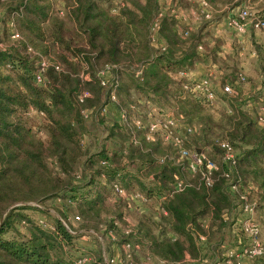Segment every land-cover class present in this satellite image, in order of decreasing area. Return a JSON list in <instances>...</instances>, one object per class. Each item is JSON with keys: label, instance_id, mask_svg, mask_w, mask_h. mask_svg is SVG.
Segmentation results:
<instances>
[{"label": "trees", "instance_id": "trees-1", "mask_svg": "<svg viewBox=\"0 0 264 264\" xmlns=\"http://www.w3.org/2000/svg\"><path fill=\"white\" fill-rule=\"evenodd\" d=\"M116 1H68L69 9L59 16L50 0H0L4 6L0 41L8 37L9 22L21 37L12 47L0 48V264H75L77 239L99 224L92 225L87 219L108 212L112 207L108 199H114L116 206L125 203L126 198L114 196L113 182L126 193L136 190L148 199L158 197L160 210L165 212L158 215L167 225L166 232L172 234L164 236L165 228L159 223L158 234L154 235V226L147 218L126 221L122 218L123 206L118 208L113 211L115 219L124 225L134 222L133 229L122 233L116 242L123 263L131 261L136 249L132 244L157 261L180 264L196 259L194 238L214 224L223 228L221 213L234 206L223 187L224 169L217 162L221 150L216 142L222 139L233 147L241 146L232 182L254 185L256 190L249 191L247 198L254 200L256 213L264 214V127L234 105L243 93L234 88L231 98H224L229 109L220 120H225V128L223 135L213 138L214 132L204 122L200 127L190 125L201 122L209 106L184 88L188 83L184 77H174L206 58L213 65L220 62L215 46L201 37L202 25L182 35V28L172 17H158L156 33L163 43V49H158L148 40L157 0H120L121 5ZM177 1L185 0H173V4ZM206 1L214 7L219 4L231 8L245 0ZM114 8L116 12H112ZM27 47L35 53L27 52ZM40 56L57 62L58 69L46 66L37 83L33 74ZM104 64L114 65V106L124 112L126 123L112 120L106 127L108 138L116 141L112 150L103 143L90 150L86 123L106 121L99 111L109 100V90L96 76ZM235 74L229 75L236 78ZM84 92L79 101L78 96ZM222 97L216 95L214 103L223 101ZM149 106L164 108L196 128L186 135L183 145L200 149L218 164L209 187L196 177L189 178L175 162H157L164 145L158 136L146 138ZM89 109L95 115L87 121L81 112ZM134 117L139 124L132 122ZM36 118L43 119L45 130L39 127L44 139L36 137L30 126ZM164 147L174 155L169 145ZM48 158L54 162H47ZM75 168L81 175L74 173ZM174 177L188 178L193 185L171 192L169 184ZM46 199L74 208L82 231L67 226L69 214L59 204L53 206L57 210L52 209L56 216L39 206ZM32 210L53 217L50 222L44 218L40 221V217L27 213ZM203 220H207L206 226ZM257 221L264 241V217ZM97 243L95 253L84 251L92 256L87 264H104V255L110 256L111 243ZM126 243L131 244L128 259L124 257Z\"/></svg>", "mask_w": 264, "mask_h": 264}, {"label": "built area", "instance_id": "built-area-1", "mask_svg": "<svg viewBox=\"0 0 264 264\" xmlns=\"http://www.w3.org/2000/svg\"><path fill=\"white\" fill-rule=\"evenodd\" d=\"M51 1H55L54 10L59 16H62L65 11L69 9V5H64V0ZM69 1L73 3L74 0ZM116 2H119V5H121L120 0H117ZM193 3L194 7L189 9L186 14L182 13L178 7L176 10L170 8L166 13H164V10L161 7H157L156 16L148 28L149 43L155 48L163 49V43L158 37L156 30L157 18L164 14L172 17L176 21L177 25L182 28V35H185L187 29L192 28L200 21L211 20L212 8L206 0H193ZM233 9L232 12H228L223 17L222 24L225 29L231 31L235 35L237 40H240V37L245 34L246 28L249 25L247 24L248 22H246L249 12L245 6H236ZM250 23L254 30L259 31L264 35V19L254 18ZM8 39L14 43L21 39L12 22L8 23ZM2 47L4 46L0 43V48ZM26 51L31 54L35 53L30 47H27ZM48 65H52L55 69H58L57 62H49L45 57L40 56V59L38 60V70L33 74L34 82L38 83L41 81L42 72ZM113 68L114 65L104 64L96 73L100 85L107 87L109 90V100L101 107L99 111L100 114L107 113L108 104L115 105L114 103L116 102L113 91L116 83ZM213 71L214 69L212 67H207L204 73L196 77L188 78V72L184 71H178L176 75L185 77L186 80L188 79V83L184 85V88L192 95L199 97L205 105L211 106L214 104L216 98L215 84L212 78H210L211 74L213 77ZM213 79L216 78L213 77ZM262 79V87L264 88V76ZM244 80V74L238 73L235 81H225L220 85L219 91L221 94H231L234 90V85H238ZM83 95H85V92L78 96L79 101H81ZM81 113L83 119L87 121L91 120L95 115V112L91 109L82 110ZM115 113L117 118L116 121L125 124L126 116L124 112L115 109ZM145 120L147 123L146 138L152 139V137L158 136L163 145H169L175 151L174 155L168 153L158 157L157 162H163L164 160L175 162L186 172L189 178L196 177L202 185L209 187L213 181L214 173L217 170L218 164L207 157L201 150L197 152L196 149L187 148L183 145L186 135L190 132H194L196 128L182 123L180 117L174 116L168 110L155 106H149V112L147 113ZM132 122L135 125L139 124L138 117H134ZM256 123H264L263 105L259 108L258 113L256 114ZM216 145L221 150L218 162L224 169V173H222L225 178L223 187L234 202V206L231 209L228 211L225 210L221 213L222 220L230 224L232 228L231 233L234 237L233 244L223 250L221 264H242V260H264V241L262 239L260 226L254 216L256 211L254 209L255 202L254 200L247 198L249 191H255L256 187L250 182L246 183L244 186L240 185V183L232 182V176L236 174L235 162L238 158V151L233 147L232 143L224 139L216 142ZM192 185L193 183L188 181V178L181 179L174 177L169 184V188L171 192H180L185 186ZM111 188L115 197L121 196L130 200L133 203V206H135V209H138L142 202L148 200V198H145L136 190L126 193L117 182H113ZM161 212L165 214L162 209ZM74 220H79V218L75 216ZM40 221L43 220L40 219ZM128 231V229H122L121 234H127ZM196 239L202 241L204 237L202 235H197ZM130 246V243L124 245L125 259L130 258ZM132 246L137 248V244H132ZM91 259L92 256L81 250L75 254L74 263L87 264ZM103 261L104 264H122L123 258L120 256L119 261H116L112 256L107 257L104 255ZM148 264L171 263L163 261L153 263L151 261V263Z\"/></svg>", "mask_w": 264, "mask_h": 264}, {"label": "rangeland", "instance_id": "rangeland-1", "mask_svg": "<svg viewBox=\"0 0 264 264\" xmlns=\"http://www.w3.org/2000/svg\"><path fill=\"white\" fill-rule=\"evenodd\" d=\"M64 1H65L64 5H67V2L69 0H64ZM98 1L102 2V0H98ZM51 2L54 5L55 1H51ZM102 3L105 4V1ZM2 5L3 4H0V17L4 8V6ZM236 6H245L247 7V10L249 12L246 18V22H248L247 24L249 25L246 28L245 34L240 37L241 39L239 41H237L235 35L231 31L225 29L222 24L223 17L228 12L230 11L232 12L234 10L233 8ZM236 6L231 8H229L230 6L228 7L227 5H219V4L216 5L215 7L211 6L212 8L211 20L200 21L199 24L194 25L192 29L196 28L198 25H202L201 37L203 38L204 42H206L209 46H215L214 49L217 54L216 56H218L220 62L218 64L216 63V65H214L215 68H213L214 69L213 77H215L216 79H213L212 74L210 75V78H212L215 84L214 87L217 97L219 99L222 97V94L219 91L220 85H222L225 81L227 82V81L236 80V78L230 77L231 75L229 74H232L233 72H236L237 74L238 71H241L245 76V80L243 81L242 84L234 85V88L235 90H238L239 92L243 93L242 99L240 101L234 100L233 102L236 108L240 109L241 112H243L244 114H248V116H251L253 119H255L259 108L262 105L264 106V88L262 87V80H263L262 78L264 76V63H262L264 59V35H261L259 31L254 30V28L251 26L250 21H252L254 18L264 19V0H248V1L245 0ZM157 7H161L164 10V13H166L170 8L176 10V8L178 7L180 8L182 13L186 14L189 11V9L194 7V3L193 0H185L182 2L177 1L174 4H173V0H157ZM111 10H113L112 12H116L115 8ZM0 31H1V23H0ZM0 42L4 46L1 49L10 48L13 46V44H15L14 42L9 41L6 35ZM252 51H254L253 55H251ZM223 60L225 62L224 64L221 63V61ZM259 62H261V64ZM205 71H206V67L204 68L202 73H204ZM218 71H220L221 73H219ZM202 73H200L199 75H201ZM174 77L178 78L180 76L174 75ZM186 81H188V79ZM224 95L225 96L222 97L223 101L217 100L214 104L204 109L205 115H202V119L200 120L201 122L198 123L190 122V125L200 127L203 125L202 122H204V126H210L212 131L214 132V134H212L213 138L223 135L222 131L225 128L224 126L225 120L221 121L220 118H222L221 114L223 112L225 114L228 113V109H229L224 98L226 97L231 98L230 94H224ZM28 116L29 117L33 116V114H28ZM107 119L109 123L104 121V119L100 121L93 119L91 120L90 123H86L85 125L86 133L91 138L90 150H92L93 148L96 149L95 147L102 143L104 144L105 148L108 150L110 149L112 150L116 146V141L114 142L113 139L108 138L107 129H106L108 124H111L113 120V116L109 114L107 115ZM42 121L43 119L36 118V120L31 122L30 125L35 133V136L39 137L40 139H44L45 137V134L40 130L41 128L44 129V127L41 126ZM256 125L262 128L264 127V123L263 124L256 123ZM164 146L161 147L162 155L170 153L169 152L170 149L168 150V148ZM234 148L238 151V153L242 149L240 145H234ZM47 162H54L53 158H48ZM80 162L82 161L80 160ZM77 169L78 168H75V171ZM75 171L74 173H77L78 175H81L82 173L78 170L77 172ZM74 176L77 175L75 174ZM157 198L158 197L153 196L149 198L147 201L142 202L141 206L138 209L137 208L135 209V206H133V203L130 200L126 199L125 203L121 202L119 203L118 206H116V204L118 203L114 201V199H108L107 202L112 206L108 209V212L111 213L108 214V212H104L105 211L104 210L96 219H87L88 220L87 222L92 225H94L96 222H98L99 224L97 227H95V229L92 228L94 231L91 228H89L88 230L89 233H86L82 237H79L77 239L76 241L78 246L77 249L79 251L82 250L83 252L92 251V253L93 252L95 253V251L98 250L97 240L101 242V244L102 243L105 244L107 242V243H111V245L114 244L115 246H117L116 242L119 241L120 237H122L121 230L128 229L131 231L134 226L133 225L134 222L132 221L124 225L118 219H115L113 211L117 210L122 206L125 210L124 211L125 214L122 217L124 220L129 221L130 218H132L133 220H137V218H143V219L147 218L149 222H152L151 225L154 226L153 228L154 235L158 234L159 231L158 224L160 223L162 224L163 228H165L164 236H168V235L171 236L172 234L170 232L168 231L166 232L167 230L166 223H164L162 218L158 215L162 212L159 207L160 200ZM31 204H35V203H31ZM58 204L63 209L67 210V213L69 214L66 217L67 226L70 227L71 229L74 230L76 229L78 230V232H81L82 223L78 220H74V217L76 216L75 215L76 211L74 210V208L64 206L60 203V201L56 199L54 200L46 199L41 204H39V206H43L45 208L50 209L49 212L53 216H56V214L52 212V209H54L53 206L57 207L56 205ZM27 213L30 214L31 217H40L42 220L46 219L47 222H50L51 218L53 217L50 215H44L41 212L34 210L28 211ZM42 215L44 216L42 217ZM254 216L256 220L258 219L261 222V218L264 217V214L263 213L260 214V212L257 213L255 212ZM205 221L207 220H203L202 223H204V225L206 226ZM223 228H217V226L214 224L212 226H209V228H207L205 234L201 233V235H204L205 239L208 241L209 244V251L207 249V252L205 253L206 256L211 258L212 255L214 254L213 252L216 253L218 252V249L221 248V246L219 247V245L223 244V246H225L226 244H231L229 234H227V231L224 230ZM133 238H134L133 236L130 237V240H132ZM73 253L74 251H72V255ZM132 255L133 256L131 257V261L127 263H123L122 261V264H148L151 263V261L153 263L158 262L157 260L154 259V257L146 253L144 250H140L139 246L135 250H133ZM256 264H263V262L258 261Z\"/></svg>", "mask_w": 264, "mask_h": 264}, {"label": "crops", "instance_id": "crops-1", "mask_svg": "<svg viewBox=\"0 0 264 264\" xmlns=\"http://www.w3.org/2000/svg\"><path fill=\"white\" fill-rule=\"evenodd\" d=\"M259 33L262 35L261 32H259ZM237 41H239V40H237ZM237 41H236V43H237ZM253 54H254V51L251 52V55H253ZM259 63L261 64V62H259ZM262 63H264V59H263ZM205 67L206 68L207 67L214 68V65L211 64V62L206 58L202 62L195 63L194 68L192 70L188 71L187 77L190 78V77L198 76L200 73L203 72ZM109 114H111L113 116V121L117 119L116 113H115V106L113 104H108V111H107V113L104 114V117L106 118L107 123H109V121L107 119V115H109ZM223 229L227 231V234H229L231 244H226L225 246H223V244L219 245V247L221 246V248L218 249V252H216V253L213 252L214 254L210 258V257L205 255V253L207 252V249L209 251V244H208V241L205 239L204 235H202L204 237V239L202 241H198L195 237L194 243L198 249V256L196 257V259H186L185 261H183L180 264H186V263L187 264H221L223 250H224V248L231 246L233 244V238H234L232 233H231L232 228H231L230 224H228L227 222H224V228ZM261 234H262V230H261ZM197 235H201V233H198ZM108 252H109L110 256H112L114 258V260L119 261L120 253H119V248L117 246H115L114 244L110 245V249ZM258 261L263 262V264H264V260H253V261L242 260V264H256ZM172 264H174V263H172Z\"/></svg>", "mask_w": 264, "mask_h": 264}, {"label": "water", "instance_id": "water-1", "mask_svg": "<svg viewBox=\"0 0 264 264\" xmlns=\"http://www.w3.org/2000/svg\"><path fill=\"white\" fill-rule=\"evenodd\" d=\"M196 151L199 152L200 149H196ZM156 177H157V174H154V175H153V178H156Z\"/></svg>", "mask_w": 264, "mask_h": 264}]
</instances>
